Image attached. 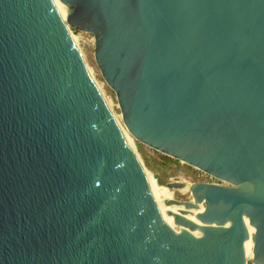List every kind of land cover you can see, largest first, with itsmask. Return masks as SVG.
<instances>
[{"label": "water", "instance_id": "water-1", "mask_svg": "<svg viewBox=\"0 0 264 264\" xmlns=\"http://www.w3.org/2000/svg\"><path fill=\"white\" fill-rule=\"evenodd\" d=\"M0 264H264V0H0Z\"/></svg>", "mask_w": 264, "mask_h": 264}, {"label": "rangeland", "instance_id": "rangeland-1", "mask_svg": "<svg viewBox=\"0 0 264 264\" xmlns=\"http://www.w3.org/2000/svg\"><path fill=\"white\" fill-rule=\"evenodd\" d=\"M136 152L139 155L143 164H152L155 161L161 162L173 173L177 174L181 178L190 182H209L212 181L210 176L203 171L192 167L188 164H184L178 160L167 157L160 152H157L150 147L137 142L134 139Z\"/></svg>", "mask_w": 264, "mask_h": 264}, {"label": "bare ground", "instance_id": "bare-ground-1", "mask_svg": "<svg viewBox=\"0 0 264 264\" xmlns=\"http://www.w3.org/2000/svg\"><path fill=\"white\" fill-rule=\"evenodd\" d=\"M121 135L123 136V138L128 142L129 146L131 147V149L133 150V152L135 153L136 157L139 159V161L142 163L139 155L137 154L136 152V147H135V144H134V138L128 136L127 134L125 133H122L121 132ZM143 164V163H142Z\"/></svg>", "mask_w": 264, "mask_h": 264}, {"label": "built area", "instance_id": "built-area-1", "mask_svg": "<svg viewBox=\"0 0 264 264\" xmlns=\"http://www.w3.org/2000/svg\"><path fill=\"white\" fill-rule=\"evenodd\" d=\"M210 178L212 179V181H209V182H214V181H217L215 178L211 177Z\"/></svg>", "mask_w": 264, "mask_h": 264}]
</instances>
